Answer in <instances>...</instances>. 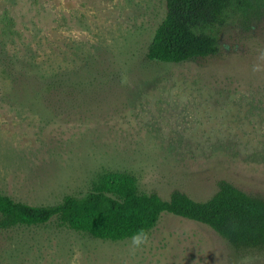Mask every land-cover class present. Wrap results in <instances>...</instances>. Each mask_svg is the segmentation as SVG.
Returning a JSON list of instances; mask_svg holds the SVG:
<instances>
[{
  "label": "rangeland",
  "instance_id": "1",
  "mask_svg": "<svg viewBox=\"0 0 264 264\" xmlns=\"http://www.w3.org/2000/svg\"><path fill=\"white\" fill-rule=\"evenodd\" d=\"M165 13V0H0L1 193L54 205L126 172L162 198L206 200L224 179L264 199V0L228 10L200 60L146 58ZM13 75L61 89H14ZM147 232L132 251L55 219L11 226L0 264H264L168 212Z\"/></svg>",
  "mask_w": 264,
  "mask_h": 264
},
{
  "label": "trees",
  "instance_id": "2",
  "mask_svg": "<svg viewBox=\"0 0 264 264\" xmlns=\"http://www.w3.org/2000/svg\"><path fill=\"white\" fill-rule=\"evenodd\" d=\"M259 0H165L166 13L146 50V58L167 63L200 60L217 49L212 29L222 25L228 10H246ZM20 84L57 94L61 87L24 75ZM48 91V90H47ZM163 212L207 225L233 248L264 251V199L220 179L206 200L172 190L167 198L157 192L140 193L135 178L126 172L100 174L83 196L65 195L54 205H31L0 192V229L16 225L59 224L99 239L122 240L138 229L150 230Z\"/></svg>",
  "mask_w": 264,
  "mask_h": 264
},
{
  "label": "clouds",
  "instance_id": "3",
  "mask_svg": "<svg viewBox=\"0 0 264 264\" xmlns=\"http://www.w3.org/2000/svg\"><path fill=\"white\" fill-rule=\"evenodd\" d=\"M130 250L135 251L149 243V233L144 229H138L129 236Z\"/></svg>",
  "mask_w": 264,
  "mask_h": 264
}]
</instances>
